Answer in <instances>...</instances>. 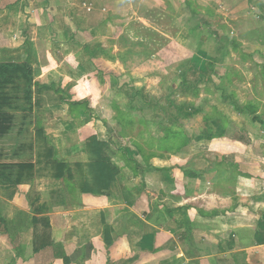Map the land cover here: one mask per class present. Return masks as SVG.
<instances>
[{"label":"crops","instance_id":"0c3cea01","mask_svg":"<svg viewBox=\"0 0 264 264\" xmlns=\"http://www.w3.org/2000/svg\"><path fill=\"white\" fill-rule=\"evenodd\" d=\"M191 3L0 0V107L13 135L5 181L0 144V264H264L257 170L196 169L188 146L158 144L161 115H145L171 74L157 82L152 65L174 51L136 27L163 15L187 26ZM91 136L117 170L100 194L80 190Z\"/></svg>","mask_w":264,"mask_h":264},{"label":"rangeland","instance_id":"374dc122","mask_svg":"<svg viewBox=\"0 0 264 264\" xmlns=\"http://www.w3.org/2000/svg\"><path fill=\"white\" fill-rule=\"evenodd\" d=\"M191 1L199 13L191 23L187 18L188 27L181 15H163L154 24L136 27V32L155 38V47L163 48L171 40L168 49L174 51L160 55L152 65L157 82L166 69L171 74L161 82L167 80L160 106L148 92L151 102L145 115H161L155 124L158 144L179 152L188 146L196 169L221 160L231 170H257V178L264 180V0ZM207 2L211 10H206ZM182 26L190 30V38L182 33L176 43ZM145 77L141 78L152 84ZM168 82L176 87L170 89ZM165 101L170 103L165 106ZM9 110L1 112L9 116ZM11 129L10 121L0 123L1 155L7 165L2 179H11L13 173L8 170L13 157L6 159L13 148Z\"/></svg>","mask_w":264,"mask_h":264},{"label":"trees","instance_id":"16d2710c","mask_svg":"<svg viewBox=\"0 0 264 264\" xmlns=\"http://www.w3.org/2000/svg\"><path fill=\"white\" fill-rule=\"evenodd\" d=\"M5 120L9 121L7 116H5V114L1 112L0 107V123ZM104 147L105 142L97 140L95 136L89 137L86 142V152L89 159V163L86 165V168L87 172L92 176V181L88 185L85 184L81 187L80 190L82 192L100 194L108 189L110 183L116 177V168H114L111 165L109 159L103 155ZM77 165L79 166V164H76V166ZM65 166V163L57 164V177L63 175V169Z\"/></svg>","mask_w":264,"mask_h":264}]
</instances>
